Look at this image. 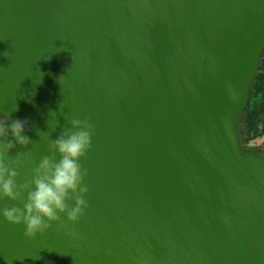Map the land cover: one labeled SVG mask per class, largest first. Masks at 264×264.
Here are the masks:
<instances>
[{"label":"water","instance_id":"water-1","mask_svg":"<svg viewBox=\"0 0 264 264\" xmlns=\"http://www.w3.org/2000/svg\"><path fill=\"white\" fill-rule=\"evenodd\" d=\"M263 52L264 0H0L17 183L93 125L83 215L32 238L0 217V264H264V149L240 137Z\"/></svg>","mask_w":264,"mask_h":264},{"label":"clouds","instance_id":"clouds-1","mask_svg":"<svg viewBox=\"0 0 264 264\" xmlns=\"http://www.w3.org/2000/svg\"><path fill=\"white\" fill-rule=\"evenodd\" d=\"M50 115L55 117L56 113L50 112ZM6 121L7 116L0 115V200L21 201L22 207L0 208V217L9 224H22L28 238L44 233L52 222L59 220L60 214L69 222L78 221L87 208L84 197L88 192L83 182L87 169L82 167L80 160L91 147L93 125L87 119L72 118L70 128L49 140V154L35 164L31 178L17 183L21 157L27 160L30 154L18 152L10 158L8 152L16 145L23 147L30 142V138L22 134L28 121L26 118L14 119L10 124ZM56 123L55 120L54 126ZM8 136L11 139L6 142ZM64 227L67 236L75 238L78 235L68 225Z\"/></svg>","mask_w":264,"mask_h":264},{"label":"trees","instance_id":"trees-1","mask_svg":"<svg viewBox=\"0 0 264 264\" xmlns=\"http://www.w3.org/2000/svg\"><path fill=\"white\" fill-rule=\"evenodd\" d=\"M264 131V52L244 110L240 137L244 147L247 143L261 137Z\"/></svg>","mask_w":264,"mask_h":264},{"label":"rangeland","instance_id":"rangeland-1","mask_svg":"<svg viewBox=\"0 0 264 264\" xmlns=\"http://www.w3.org/2000/svg\"><path fill=\"white\" fill-rule=\"evenodd\" d=\"M263 144H264V131L261 137H258L257 139L250 141L248 143L249 147H252V148L261 147Z\"/></svg>","mask_w":264,"mask_h":264},{"label":"flooded vegetation","instance_id":"flooded-vegetation-1","mask_svg":"<svg viewBox=\"0 0 264 264\" xmlns=\"http://www.w3.org/2000/svg\"><path fill=\"white\" fill-rule=\"evenodd\" d=\"M247 147H248V148H252V147H249L248 143H247ZM257 148H259V149H264V144H263L261 147H257Z\"/></svg>","mask_w":264,"mask_h":264}]
</instances>
